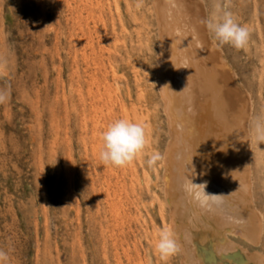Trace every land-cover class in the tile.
<instances>
[{
	"label": "rangeland",
	"instance_id": "374dc122",
	"mask_svg": "<svg viewBox=\"0 0 264 264\" xmlns=\"http://www.w3.org/2000/svg\"><path fill=\"white\" fill-rule=\"evenodd\" d=\"M151 2L0 0L6 264H177L176 254L162 261L153 247L167 213L160 159L145 161L160 157L167 130L155 84L159 35ZM204 2L212 20L226 0ZM226 10L250 29L243 49L217 45L232 80L252 97V122L264 117V0H227ZM116 119L146 132L143 152L122 167L98 156L101 134ZM252 155L264 214V142L254 141ZM198 248L204 264H214L211 243ZM235 260L245 263L240 255Z\"/></svg>",
	"mask_w": 264,
	"mask_h": 264
},
{
	"label": "bare ground",
	"instance_id": "6f19581e",
	"mask_svg": "<svg viewBox=\"0 0 264 264\" xmlns=\"http://www.w3.org/2000/svg\"><path fill=\"white\" fill-rule=\"evenodd\" d=\"M151 5L159 35L155 84L167 130L160 188L167 227L179 246L177 264H204L199 243H211L214 264H237L239 255L244 264H264V214L254 193L252 97L222 61L205 24L204 0H152ZM187 180L204 184L207 194H223L220 203L199 206L184 190Z\"/></svg>",
	"mask_w": 264,
	"mask_h": 264
},
{
	"label": "clouds",
	"instance_id": "9594fccd",
	"mask_svg": "<svg viewBox=\"0 0 264 264\" xmlns=\"http://www.w3.org/2000/svg\"><path fill=\"white\" fill-rule=\"evenodd\" d=\"M141 4L137 2L135 9ZM227 0L224 9H217V15L212 20H206L208 31L219 46L230 45L239 50L246 47L250 29L247 25L238 23L232 13L227 11ZM222 12V14H220ZM2 74V72H0ZM5 99V94L0 92V102ZM251 133L255 140L264 142V117L256 118L250 124ZM101 148L98 153L99 160L105 165L116 167L126 166L138 154L143 152L146 145V132L142 124L126 119H116L106 126L101 134ZM160 157L157 154L150 156L145 162L152 166ZM204 184H193L187 180L184 190L201 207H210L219 204L223 194H207ZM154 251L162 261L178 252L179 246L170 227H163L156 231ZM7 253L0 251V264H6Z\"/></svg>",
	"mask_w": 264,
	"mask_h": 264
}]
</instances>
